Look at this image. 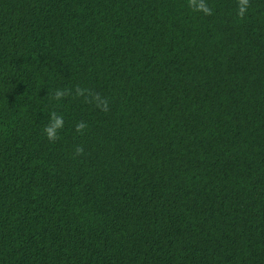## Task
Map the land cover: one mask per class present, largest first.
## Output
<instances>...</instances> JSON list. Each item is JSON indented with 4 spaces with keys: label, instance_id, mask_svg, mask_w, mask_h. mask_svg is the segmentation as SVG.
<instances>
[{
    "label": "trees",
    "instance_id": "1",
    "mask_svg": "<svg viewBox=\"0 0 264 264\" xmlns=\"http://www.w3.org/2000/svg\"><path fill=\"white\" fill-rule=\"evenodd\" d=\"M0 264H264V0H0Z\"/></svg>",
    "mask_w": 264,
    "mask_h": 264
},
{
    "label": "clouds",
    "instance_id": "2",
    "mask_svg": "<svg viewBox=\"0 0 264 264\" xmlns=\"http://www.w3.org/2000/svg\"><path fill=\"white\" fill-rule=\"evenodd\" d=\"M244 3L247 4V0H244ZM208 14H211L210 10H208ZM65 95L64 91L57 90L55 93V99L59 100L63 98ZM64 127V120L62 116H58L55 112L51 114L50 123L45 127V134L49 141L55 142L59 139L58 132ZM87 125L84 122H79L76 125V131L83 133L84 129ZM76 155L80 156L84 154V149L82 146H78L75 150Z\"/></svg>",
    "mask_w": 264,
    "mask_h": 264
}]
</instances>
